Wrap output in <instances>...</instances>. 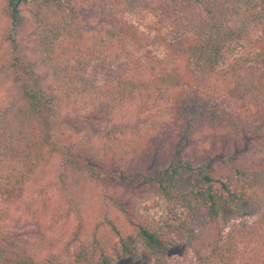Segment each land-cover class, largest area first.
<instances>
[{"label": "trees", "instance_id": "16d2710c", "mask_svg": "<svg viewBox=\"0 0 264 264\" xmlns=\"http://www.w3.org/2000/svg\"><path fill=\"white\" fill-rule=\"evenodd\" d=\"M170 1L191 13L198 30L220 32L221 16L213 0ZM2 3L7 20L0 32L4 56L0 74L8 76L33 124L30 135L20 130L15 139L7 138L12 143H7L12 150L9 160L17 165H13L12 177L0 176L5 180L0 187V218L19 206L28 208L24 191L16 182L27 180L23 171L36 172L48 151L59 157L57 179L62 187L74 175L104 183L119 176L121 170L123 184H136L142 178L162 197L177 200L203 216H217L226 205L241 203L257 185L264 171L261 160L227 168L221 163L198 162L190 155L162 167L129 168L126 172L128 160L124 164L113 158L102 160L87 145L95 139L146 138V150L152 152L151 139L159 138L165 144L170 132L173 143L186 122L195 124L211 112L206 127L217 135L247 131L258 136L264 132L263 57L258 65L237 61L203 75L195 70L193 57L207 49L216 50V46L220 50L229 34H220L214 43H204L197 35H181L168 42L165 60L152 76L122 71L104 84H89L75 75L58 78L67 67L54 64L49 44L41 41L38 28L44 25L45 17L55 15L57 30H65L84 43L91 34L94 44L104 48H125V43L140 41L138 29L112 16L109 24L97 31L92 19L98 0H0V6ZM261 30L258 44L264 51V27ZM88 47L91 53L97 49ZM51 75L59 81H49ZM198 102L206 103L200 110L191 108ZM111 119L115 121L105 125ZM79 129L90 133L79 135ZM119 208L125 218H120L121 224L111 219L107 238L95 237L89 243L78 231L49 257L28 247L18 250L7 239L8 251L26 264H113L134 256L139 241L149 248L163 246L132 209ZM111 235L113 239H109ZM257 264H264V257Z\"/></svg>", "mask_w": 264, "mask_h": 264}, {"label": "rangeland", "instance_id": "374dc122", "mask_svg": "<svg viewBox=\"0 0 264 264\" xmlns=\"http://www.w3.org/2000/svg\"><path fill=\"white\" fill-rule=\"evenodd\" d=\"M213 1L221 16L218 33L198 30L191 13L178 9L170 0H98L97 14L92 19L97 31L105 28L113 16L133 24L139 31L140 41L125 43V48H104L94 44L95 40L88 34L84 43L65 30H57L55 15L45 17L38 34L43 44H49L53 63L67 67L58 78L75 75L89 84H104L122 71L152 76L165 60L168 42L181 35H197L204 43H214L220 34H229L220 50L216 46V50L207 49L193 57V66L200 74H210L237 61L258 65V59L264 58L258 44L264 27V0ZM6 20V7L2 3L0 32ZM89 45L97 49L91 53ZM49 81L59 79L51 75ZM205 103L198 102L191 108L200 110ZM212 114H204L202 120L198 118L192 125L186 122L173 143L170 132L165 144L159 138L151 139L152 152L146 150V138L131 137L95 139L87 148L98 153L102 160L113 158L122 160V164L128 160L126 172L129 168L162 167L190 155L198 162L221 163L227 168L245 167L254 160L264 161V132L258 136L247 131L217 135L206 127ZM114 121L108 120L105 125ZM32 124L8 76L0 74V176L11 174L12 177L13 165H17V161L9 160L12 150L7 138L15 139L20 130L30 135ZM77 132L79 135L90 133L87 129ZM58 163L59 157L48 151L36 172L23 171L28 175L27 180L16 182L24 191L28 208L19 206L7 217L0 218V264H26L8 251L7 239L18 250L28 247L49 257L78 231L83 232L89 243L95 237L107 238L111 219L121 224L125 218L119 207L132 209L158 235L163 246L149 248L139 241L134 256H126L113 264H257L264 257V171L244 201L226 205L212 217L162 197L142 178L136 184H123L121 170L119 176L104 183L74 175L62 187L57 179ZM4 181L0 177V187Z\"/></svg>", "mask_w": 264, "mask_h": 264}]
</instances>
